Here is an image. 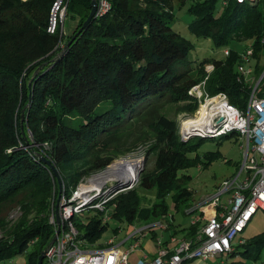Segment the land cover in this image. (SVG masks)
I'll return each mask as SVG.
<instances>
[{
    "label": "trees",
    "instance_id": "1",
    "mask_svg": "<svg viewBox=\"0 0 264 264\" xmlns=\"http://www.w3.org/2000/svg\"><path fill=\"white\" fill-rule=\"evenodd\" d=\"M55 1L0 0V214L15 207L21 210L13 224L0 218V260L22 254L35 239L26 264H37L53 237L47 217L59 188L42 159L54 166L61 191L69 195L81 180L124 153L120 147L135 122L152 117L167 104L191 101L188 91L193 86L205 80L209 95L223 92L239 109L245 107L250 91L249 84L237 81L239 55L232 50L223 59H204L196 65L188 59L192 45L172 30L173 3L184 5L188 0H108V13L94 18L78 34L91 0H69L66 14L71 9L81 16L72 36L61 35L59 28L48 32ZM191 1L187 13L194 36L210 39L215 48L251 40L254 57L263 52L264 0ZM219 1L226 5L218 16ZM207 64L213 66L209 74L204 71ZM261 72L256 68L255 75ZM193 73L199 78H190ZM196 109L197 102L190 112ZM22 113L26 120L21 123ZM198 139L184 143L174 122H162L149 148L156 152L153 168L140 174L136 190L108 199L107 213L126 222L153 223L166 216L167 196L180 209L192 192L180 185L177 172L196 163L192 154L204 138ZM44 143L49 148L44 150ZM141 189L154 192L148 209L141 207L145 201ZM74 221L80 237L89 241H97L107 228L96 215ZM165 227L173 229L172 222ZM148 229L153 231L152 225ZM197 230L198 225L191 224L182 235L194 239ZM238 246L242 249L234 247L228 254L256 260L264 246V231Z\"/></svg>",
    "mask_w": 264,
    "mask_h": 264
},
{
    "label": "built area",
    "instance_id": "2",
    "mask_svg": "<svg viewBox=\"0 0 264 264\" xmlns=\"http://www.w3.org/2000/svg\"><path fill=\"white\" fill-rule=\"evenodd\" d=\"M68 1L56 0L53 4L48 26L50 34L59 28L61 35H64L63 23ZM235 2L253 4L256 0ZM225 5L226 2L222 1V6ZM109 10L108 0H96L94 18L104 16ZM223 54L229 56L230 50L225 49ZM254 54L252 41L245 52L238 54L239 63L235 70L237 81L246 84H249V78L251 81L243 109L232 105L223 92L209 95L204 90V80L189 92L197 102L194 115L180 124V137L184 141L192 138H220L231 133L237 135L244 142L240 170L231 180H225L205 205L196 208L199 213L191 221V224L198 225L194 239L173 237L171 242L174 245L169 248L161 247V241L157 240V254L151 257L148 252H141L135 264H183L194 259L206 261L212 256L229 253L235 245L245 243L246 239L239 238L236 243L235 238L245 230L255 213H264V96H259L264 93L260 90L264 74L256 77L254 68L249 66L250 60L255 58ZM212 70L211 64L205 66L206 74ZM98 176L101 174L84 178L69 195L61 191L57 201H51L47 219L56 238L46 248L45 264H129V255L140 246L139 237L146 234L147 226L136 229L126 238L132 240L127 247H123L126 239L120 243L110 239L106 244L92 248L89 240L80 237L81 233L74 221L76 215L85 208L107 213L104 204L109 197H98L104 184L99 187L97 182H93ZM226 193L230 195L224 204L221 198ZM34 242L35 239L30 244Z\"/></svg>",
    "mask_w": 264,
    "mask_h": 264
},
{
    "label": "rangeland",
    "instance_id": "3",
    "mask_svg": "<svg viewBox=\"0 0 264 264\" xmlns=\"http://www.w3.org/2000/svg\"><path fill=\"white\" fill-rule=\"evenodd\" d=\"M190 3H192L191 0L186 1L184 5H180L179 2L173 3L174 20L172 23V30L180 34V36H182L192 45V48L188 53V59L191 60L194 65L198 64L204 59L220 60L225 58L223 54V51L225 49H229L237 54H241L245 52L247 48H249L251 40L243 42H231L226 47L215 48V45L210 39H199L194 36L189 30V24L192 21V16L187 13V8L190 6ZM216 5L218 7L219 16L222 13V2L219 1ZM80 18L81 16L77 11H72L71 9L68 11L63 23L64 36L73 35V32L80 21ZM249 66L254 68V70H256V68L262 69L261 74H264V53L262 52V54H260L258 58H252L250 60ZM255 76L259 77L258 75ZM190 78L198 79L199 75L193 73ZM250 82L251 81L249 78L248 83L250 84ZM190 90L191 88L189 89L188 94ZM260 90L264 91V77L260 83ZM189 96H191V101L189 102H182L177 105L167 104L163 108H159L157 112H154L152 117H146L145 119H140L139 121L135 122V125L132 127L127 142H125L120 147V150L124 153L119 155L104 170L95 172L91 175L97 173L102 175L106 171H109L110 175H114L113 169L117 167L116 165H118L119 161L124 159L137 158H141L142 160H144L145 157L147 159L146 162L142 164V167L145 171L151 170L156 158V152L149 151V148L155 143L158 126L164 121L174 122L177 127V133L180 137L181 121L193 116L195 112H190L192 106L196 104L195 97H192V95L190 94ZM183 105L187 106L186 110L183 112H179L177 108ZM24 120H26L25 115L23 121ZM127 134H129V132H126V135ZM192 139L194 143L199 142L198 138ZM180 140L183 141L181 137ZM243 145L244 142L235 134L234 136L229 135L221 138L207 137L200 141L197 150L192 154V157L196 159V163L188 169L178 170L177 172L180 185L192 192L191 198L184 205H181L180 209L177 210L174 207L170 196H167L165 201L168 206V211L166 213V216L158 218V221H154L153 223L149 224H144L141 220L126 222L110 216L109 213L104 212L102 213V215L96 214L99 212L91 209H87L86 211H83L82 213L76 215L77 218H83L84 220L96 215L97 217H101L104 222H106L105 220L109 218L107 221L106 230L102 233L97 241H90V246L94 248L99 244L104 245L110 239H113L114 243H120L129 235H131L136 229L143 226H148L149 228L150 225H152L153 231L147 228L146 234L139 237L140 244L143 248L147 242H156V240L166 239L168 237L169 231L172 232L173 229L177 236H181L180 238H183V230L190 227L192 219H194L195 215L197 214L196 211L194 212L193 208H197V206L203 204L204 202H207L208 199H210L217 193L219 187L225 180H231L240 170V166L243 161ZM42 147L43 149H47L49 148V144L44 143ZM89 176H87L86 178H89ZM132 184V187L128 189H121L122 187L120 186L122 185V183H119L116 180H108L101 187L102 192H100L98 197H100V199H106L107 197H109L108 199H110L117 193L119 195L128 192V190H136L139 187V177L137 178L136 182ZM60 192L61 188L59 189V193L57 194V196H53L51 201L54 200L56 202L58 196L60 195ZM139 194L145 200L144 203H142L141 207L143 209H148L153 203L154 192L141 189L139 190ZM229 195L230 193L224 194L221 198V202L226 204ZM108 203L109 201L106 203V205ZM89 207L90 205H88V208ZM20 214V207H15L1 213L0 218L8 221L9 224H13L18 219ZM159 221L162 222V224L160 225L164 226L167 224V221L172 222L173 229H167L165 227L164 230H162L159 225ZM114 228H118V231L116 233H114L113 231ZM263 231L264 213L262 211H258L252 217L245 230L235 238V242L237 243L239 238L250 240ZM131 241L132 240L125 241L123 247H127ZM32 244L27 245L24 248L22 254L19 253L10 258L1 259L0 264H26L27 254L31 252L34 247V245ZM237 247H239L238 249H242L241 246L237 245ZM138 249L139 247L131 252L129 264H135V261L132 260V257L138 254ZM230 261H242L244 262V264H264V246L261 248L260 254L256 260H253L252 258H244L239 253L232 256L228 253H223L221 255L212 256L206 261L196 259L195 261L186 262L183 264H227ZM43 264H45V261H43Z\"/></svg>",
    "mask_w": 264,
    "mask_h": 264
},
{
    "label": "bare ground",
    "instance_id": "4",
    "mask_svg": "<svg viewBox=\"0 0 264 264\" xmlns=\"http://www.w3.org/2000/svg\"><path fill=\"white\" fill-rule=\"evenodd\" d=\"M142 164L143 160L141 158L121 160L118 165H116L117 167L113 169L114 175H110L109 171H106L101 176H98L93 182H97L99 187L105 184L108 180H116L122 184L134 183L137 180V174L142 167Z\"/></svg>",
    "mask_w": 264,
    "mask_h": 264
},
{
    "label": "water",
    "instance_id": "5",
    "mask_svg": "<svg viewBox=\"0 0 264 264\" xmlns=\"http://www.w3.org/2000/svg\"><path fill=\"white\" fill-rule=\"evenodd\" d=\"M95 10H96V0H91L90 2V11H89V15L88 17L86 18V20L83 22L82 24V27L78 30V32L76 34H78L82 29H84L90 22H92L94 20V15H95ZM75 34V35H76ZM75 35L70 39V41L68 42V44L64 47V50L68 47V45L73 41V39L75 38ZM63 50V51H64ZM31 82L29 81L28 82V87L30 86ZM24 114V113H23ZM21 114L20 118H21V123L23 122V119H24V115ZM188 140H183V142H187ZM146 157L144 158L143 160V164L146 162ZM43 162L54 172L55 176H56V180H57V184L59 186V189H60V186H61V179L59 177V175L57 174L54 166L50 163V161L48 160H45V159H42ZM144 171V168L141 167L138 171V174H137V178L140 176V174ZM120 187H122L121 189H128L130 187H132V183H125V184H122ZM58 232V229L56 231V233ZM56 238V234L53 235L52 239L50 240L49 245H51L54 240ZM47 246V247H48ZM46 247V248H47ZM46 248H44L38 255V259H37V264H43V260H44V257H45V252H46Z\"/></svg>",
    "mask_w": 264,
    "mask_h": 264
},
{
    "label": "crops",
    "instance_id": "6",
    "mask_svg": "<svg viewBox=\"0 0 264 264\" xmlns=\"http://www.w3.org/2000/svg\"><path fill=\"white\" fill-rule=\"evenodd\" d=\"M205 203V202H204ZM203 203V204H204ZM200 206V205H199ZM198 207V206H197ZM194 210L196 209V208H193ZM196 212H197V214L199 213V211L196 209ZM196 214V215H197ZM156 223H158V222H156ZM160 227H161V229L162 230H164V228H165V226L164 225H160ZM169 231V230H168ZM173 237H179V236H177L176 234L175 235H171V231H169V233H168V237L166 238V239H168L169 241H168V243L166 244V245H162L161 247H171V246H173L174 245V243L173 242H171V239L173 238ZM181 237V236H180ZM166 239H164V240H166ZM127 240H130V239H126L125 241H127ZM163 239L162 240H160L161 241V244L163 243V241H164ZM124 241V240H123ZM132 242V241H131ZM158 249H159V246L157 245V240H156V242H152V241H150V242H147L146 244H145V246H144V248L141 246V244H140V246H139V249H138V254L137 255H135L134 257H132V260H134L135 262H136V260L138 259V257H139V254L141 253V252H148L149 253V255L151 256V257H153V256H155L156 254H157V251H158ZM130 258H131V254L129 255V260H130ZM196 259H194V260H191V261H195ZM191 261H186V262H191ZM186 262H184V263H186Z\"/></svg>",
    "mask_w": 264,
    "mask_h": 264
},
{
    "label": "clouds",
    "instance_id": "7",
    "mask_svg": "<svg viewBox=\"0 0 264 264\" xmlns=\"http://www.w3.org/2000/svg\"><path fill=\"white\" fill-rule=\"evenodd\" d=\"M194 210V209H193ZM196 210H194V212H195ZM159 225H160V223H159ZM143 227H145V226H143ZM147 228H148V226H147ZM147 228H146V230H147Z\"/></svg>",
    "mask_w": 264,
    "mask_h": 264
}]
</instances>
